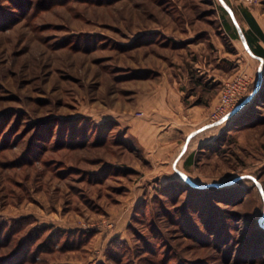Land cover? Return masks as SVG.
<instances>
[{"label":"rangeland","instance_id":"rangeland-1","mask_svg":"<svg viewBox=\"0 0 264 264\" xmlns=\"http://www.w3.org/2000/svg\"><path fill=\"white\" fill-rule=\"evenodd\" d=\"M225 2L264 30V0ZM222 5L0 0V264H264V60ZM168 80L217 102L160 161Z\"/></svg>","mask_w":264,"mask_h":264},{"label":"crops","instance_id":"crops-1","mask_svg":"<svg viewBox=\"0 0 264 264\" xmlns=\"http://www.w3.org/2000/svg\"><path fill=\"white\" fill-rule=\"evenodd\" d=\"M249 11L255 17L253 12L251 10H249ZM241 18L242 19L240 21L243 24V26H245V28L247 30H250V26L247 23L245 17L243 16L242 12H241ZM255 19L257 20L256 17H255ZM227 33L232 37L233 40L236 39L232 36L231 31L230 32L227 31ZM261 43H262V41H261ZM254 57L263 61L258 56H254ZM212 77H213L214 81H217L221 76H220V74H217L214 72L212 75L209 74V78H212ZM167 85H168L167 90L176 94V98L174 97L173 99L171 98V100L165 101L167 110H172L171 111V113H172L171 118H170V120H168L166 118H162L161 120L155 121L154 123L156 125L154 127H155L156 133H154L153 136H150L151 138H145V141H148V143H152L153 152L154 153L156 152L154 157H157L156 159H158L160 161L161 160L166 161L167 159L172 160V158L174 156H176V153L179 149L178 146L181 145L180 140H181V136L185 132V125H184L183 119H181V116H180V114L183 111L179 112L178 110H187L189 112V117L191 119H195V118L201 116L202 114H204L205 110H212L214 108L216 102H217V97H212V100H207L204 103L201 102L199 104H192V105L188 106L186 104L185 100L181 99V97L183 96L184 90H181L180 93L177 94V92H176L177 88L172 87V83H170L169 80H168ZM203 117L204 116H202V119H203ZM165 120L166 121L168 120V121L165 122ZM206 123H208V122H205V124ZM191 132H192V130H191ZM191 132L187 133V135H188L187 137H189V135H191ZM142 135H139V137L141 138ZM141 140H142V138H141ZM145 143L146 142H143V144H145ZM187 146H188V144L184 145V143H183L181 145L180 151H182V148H184L183 150L185 151ZM179 157H180V153L177 154L176 159H178Z\"/></svg>","mask_w":264,"mask_h":264},{"label":"trees","instance_id":"trees-1","mask_svg":"<svg viewBox=\"0 0 264 264\" xmlns=\"http://www.w3.org/2000/svg\"><path fill=\"white\" fill-rule=\"evenodd\" d=\"M221 7H222V10L224 13V22L223 23H224L225 27L228 29L229 32L231 31V34L234 38L240 39L241 36H240L239 30H238L234 20H232L230 18L229 11L223 5ZM234 13H235L236 18H237L238 22L240 23V25H241V27H242L245 35H246V38L248 40V44H249L250 48L252 49V52L256 56H258L264 60V45L261 43V41H264V30H263V28L260 26L258 21L255 19V17L251 14V12L248 9L242 10V14L245 17L247 23L249 24L250 30H247L245 28V26H243V24L240 21L241 15L239 16V13L235 9H234ZM188 183L190 185H192V183H190L189 181H188ZM192 186H194V185H192ZM216 186L217 185H212L210 187H216ZM194 187H197L199 189L204 188L201 186H194Z\"/></svg>","mask_w":264,"mask_h":264},{"label":"water","instance_id":"water-1","mask_svg":"<svg viewBox=\"0 0 264 264\" xmlns=\"http://www.w3.org/2000/svg\"><path fill=\"white\" fill-rule=\"evenodd\" d=\"M222 1H223L224 6H225V7L227 8V10L231 13V15H232V17H233V19H234V21H235V24H236V26H237V28H238V30H239L240 36H241L243 42L245 43V45H246L248 51H249L251 54H253L254 56H256V55L252 52V49L250 48V46H249V44H248V40H247V38H246V35H245V33H244V31H243V29H242L240 23L238 22V20H237V18H236V16H235L234 10H233V9H232V8L226 3V2H225V0H222ZM261 59H262V58H261ZM262 60H263V59H262ZM248 101H249V99H248V100H245L243 103H241V104L239 105L238 108H236L233 112H231L229 115H227L225 118H223V120H226V119L229 118V116L235 114V113H236L239 109H241V108H242V107H243ZM223 120H222V121H223ZM180 173H181V172H180ZM181 175H182L187 181H189L190 183L195 184L192 180L188 179V178L186 177V175H184L183 173H181ZM212 185H217V184H212Z\"/></svg>","mask_w":264,"mask_h":264},{"label":"built area","instance_id":"built-area-1","mask_svg":"<svg viewBox=\"0 0 264 264\" xmlns=\"http://www.w3.org/2000/svg\"><path fill=\"white\" fill-rule=\"evenodd\" d=\"M229 86V91L228 89H226V91L224 92V94L222 95L221 98V103L220 105L217 107V111L215 113V117L219 118L222 115H225L226 113H228L230 105L234 104L235 100L237 98H235V94H234V89H231V84H228Z\"/></svg>","mask_w":264,"mask_h":264}]
</instances>
